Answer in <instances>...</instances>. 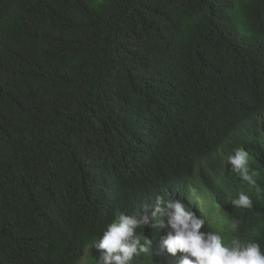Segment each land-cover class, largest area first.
Wrapping results in <instances>:
<instances>
[{
    "label": "trees",
    "instance_id": "obj_1",
    "mask_svg": "<svg viewBox=\"0 0 264 264\" xmlns=\"http://www.w3.org/2000/svg\"><path fill=\"white\" fill-rule=\"evenodd\" d=\"M169 195L264 249V0H0V264H97L116 213ZM137 231L133 264H177Z\"/></svg>",
    "mask_w": 264,
    "mask_h": 264
},
{
    "label": "clouds",
    "instance_id": "obj_2",
    "mask_svg": "<svg viewBox=\"0 0 264 264\" xmlns=\"http://www.w3.org/2000/svg\"><path fill=\"white\" fill-rule=\"evenodd\" d=\"M228 164L243 182L256 184L255 173L250 171L249 153L244 148L235 149L234 154L227 157L226 166ZM232 203L238 208L251 209L253 206L250 196L243 192ZM207 209L215 214L221 212L215 203ZM205 225V217L198 216L191 207L186 208L181 200L173 201L170 195L168 199L157 196L150 214L149 209L140 215L116 213L92 247L99 253L97 264H133L141 254L149 252L152 244V240L137 231L143 228L155 230L160 247L168 254L176 256L179 253L177 264H264L261 243L245 242L235 235L240 225L238 219L229 224L233 235L228 240L220 230L213 231ZM166 227L169 230L162 234Z\"/></svg>",
    "mask_w": 264,
    "mask_h": 264
},
{
    "label": "rangeland",
    "instance_id": "obj_3",
    "mask_svg": "<svg viewBox=\"0 0 264 264\" xmlns=\"http://www.w3.org/2000/svg\"><path fill=\"white\" fill-rule=\"evenodd\" d=\"M206 212H208L209 214H214L213 212H211L210 209H206V211H205L204 213H206ZM215 215H216V214H215ZM87 259H88V257L86 256V257L81 261L80 264H85L86 261H87Z\"/></svg>",
    "mask_w": 264,
    "mask_h": 264
}]
</instances>
